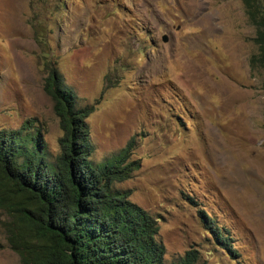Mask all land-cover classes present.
Masks as SVG:
<instances>
[{"label": "rangeland", "instance_id": "1", "mask_svg": "<svg viewBox=\"0 0 264 264\" xmlns=\"http://www.w3.org/2000/svg\"><path fill=\"white\" fill-rule=\"evenodd\" d=\"M254 38L242 0H0V131L32 121L49 158L59 154L43 89L55 68L77 108H93L92 164L132 142V171L114 188L157 218L167 264L187 251L198 264H264ZM4 219L0 264H20Z\"/></svg>", "mask_w": 264, "mask_h": 264}, {"label": "trees", "instance_id": "2", "mask_svg": "<svg viewBox=\"0 0 264 264\" xmlns=\"http://www.w3.org/2000/svg\"><path fill=\"white\" fill-rule=\"evenodd\" d=\"M242 4L258 47L250 63L264 70V0ZM43 89L63 132L54 159L32 121L0 131L1 227L20 264H167L157 218L114 188L132 171L122 166L132 142L92 164L86 119L93 108H77L55 68ZM170 264H198L197 253L187 251Z\"/></svg>", "mask_w": 264, "mask_h": 264}, {"label": "water", "instance_id": "3", "mask_svg": "<svg viewBox=\"0 0 264 264\" xmlns=\"http://www.w3.org/2000/svg\"><path fill=\"white\" fill-rule=\"evenodd\" d=\"M162 40H163V42H166L167 38L165 36H163Z\"/></svg>", "mask_w": 264, "mask_h": 264}]
</instances>
